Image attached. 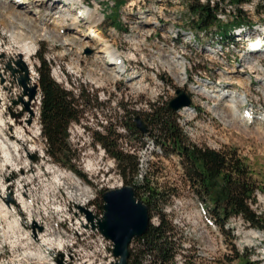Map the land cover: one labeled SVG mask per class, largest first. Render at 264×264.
I'll return each mask as SVG.
<instances>
[{
    "label": "rangeland",
    "instance_id": "rangeland-1",
    "mask_svg": "<svg viewBox=\"0 0 264 264\" xmlns=\"http://www.w3.org/2000/svg\"><path fill=\"white\" fill-rule=\"evenodd\" d=\"M84 1L89 4L93 2L94 4L101 5V8L105 9V12H103L105 13V19L107 17V21L104 19L105 21L101 23L102 25L100 24L99 29L105 38L106 44L111 43L112 46H117L119 50L127 43H129V49L132 48V45L137 48L139 46L138 43L141 41L140 33L145 32L147 36L151 35L146 39V42L149 43L148 45L150 47H153L152 49L157 48L162 54L163 51L159 46L160 42H162L166 45L163 50H171L183 59V64L186 65L187 69L185 79H188V81L184 85H180L174 74L165 70L166 66L162 62V57L160 59L156 56V64L161 68L158 79L162 81L163 92L168 102L177 96L176 90L181 89L185 94L189 95L191 104L195 109V115L192 114L187 119L188 128L183 133L185 138L191 144L201 148L206 147L214 151H230L236 153L237 157L243 160L244 165L248 168L249 174H251L252 180L258 185V195L254 193L255 201L251 203L250 209L264 218V122L258 119L252 123L239 120L240 114L234 116L232 120L227 110H225L226 115L229 116L226 118L227 121L221 120L216 115L217 108L214 106L215 100L213 101V99L208 98L204 93H198L192 88L194 86L200 89L204 87L213 90L216 89V86H224L228 91L235 90L238 93L249 90L251 92L250 96L247 97V102L241 105L242 108L241 106L239 107V112H242L245 107L253 108L255 114L261 118L264 112V92L263 88L258 84L257 79L264 72V54L258 59L260 61L258 69H261L259 72H256L257 69L250 71L245 68V62L242 60V56L252 42L264 50V34L262 31L264 29V0H243L244 2L239 9L245 16L247 23L243 27L236 28L233 31L234 36L230 39L221 38L219 31L216 29L196 33L190 28L189 22L192 17L188 11L189 5L193 1L204 3L205 0H121L122 4L119 8L118 6L115 7V3L119 0ZM209 1L212 4L217 2L221 8L227 10V14L218 13V17L221 18L222 23H227L232 19L231 15H234L235 7L229 5L228 0ZM61 2L58 4L57 2H53V0H46L43 3H36L35 0H0V20L3 18L4 22L0 23V51L18 53L19 49H21L22 41L16 42L8 35L11 27L8 21L13 20L8 15L11 10H15L17 6L19 8L23 7L25 8L26 14L30 16L39 7L37 14L41 16L51 6L52 10L59 15L57 21L62 23V25L58 23L59 28L57 29L60 30L63 27L64 32L63 34L58 33L57 30H54L53 24L44 26V29L55 34L56 38L54 37V39L56 41L53 42L49 38L44 37L34 41L33 50H36L34 56L36 58L33 59V66H31L33 55L28 58L27 65L30 68H36L39 65L41 55L47 63L50 72L52 68L49 64L52 63L54 72L59 71V69L62 71L63 75L57 73V77L64 75L66 77V70L65 68L63 69V65L68 61L66 62L67 70L75 71L76 68L77 75L80 73L81 76L79 77V81L74 84L69 78V76L74 77L73 73L72 75L70 73L67 74L70 86L66 87V90L70 93L72 92V96L79 93L80 89H83L86 94H92L94 97L92 99L94 101H92V105L96 104L99 107L98 110L101 107L103 113H100L98 110L94 111L93 106L90 104V107L84 108L85 110L80 117V121L78 123H72L69 126V131H71V139H69V142L77 150L76 166L79 173L82 174V176H76L78 179L65 174L63 168L53 163L52 160L46 159L45 156H39L40 151L44 155L46 154L45 146L38 142L35 143V141L32 143V141L28 140L27 136L22 138L24 142L20 141L17 144L20 146H18V149L20 148L19 157L21 158L19 162H17L15 156L11 157L15 160L13 161L15 163L9 164L5 162L2 159L3 154L0 146V212L3 213L0 216V229H5L8 226V222L12 220L13 215L16 221L17 219L22 221L21 225L18 224L21 227V231H28L31 236L29 240L30 244L27 238L20 233H15L8 240L7 238L3 240L0 237V264H33L30 258L25 257V252H32L31 249L41 251V247L36 248L39 245L37 238L41 236L37 233L42 229H34V226H36L35 218H38L39 212L42 216H46V225L49 222L53 225L55 221H61L62 209L65 207H76L75 214H83L79 210V207L82 206L77 205L74 199L78 198L76 200L78 201L83 196H86L90 198L86 208L92 210V213L95 215L99 216L102 214V208H100L103 204L102 193L108 189L122 187L123 181L120 174L116 171L114 160L108 157L103 152V148H100L98 143L93 140L96 132H98L97 129H94L93 125L96 124L97 119L101 116L107 120L106 127H109L112 123L113 126L109 128L114 133H118L124 137L125 132L122 130L123 126L120 123H124L128 119V115L126 114L128 111L135 110L136 113L138 111L136 115L140 116L144 113H150L146 112L140 105L145 100L149 101V103L151 102L149 95H137L131 91L126 92V90L118 94L113 90L112 81L114 79L109 75V72L105 69L100 70V68L93 67L89 63L78 64L81 57L79 58L75 54L78 49L77 46L81 45L86 48L89 45L91 49L95 46L94 49L99 50L102 44H92L87 39L83 40L80 38V35H82L80 33L82 27H73L74 25H72L74 23L72 19L75 18L74 12L63 13V19L60 20L61 17L58 14V10H69L65 1L62 0ZM112 2L115 5L113 7H111ZM9 5L11 6L9 7ZM144 7L151 8V15L148 14L144 17L142 15L141 17L140 12ZM140 17L141 20L139 21ZM50 19L51 22L55 20L52 17H49V21ZM117 21L119 26H121V33L117 30H109L112 27H108L109 23H116ZM137 23L138 26H136ZM19 28L21 27L19 26ZM123 28H127V33H124ZM98 31L96 29L93 31V34H96ZM130 32H132L131 37L133 38H131L132 45L125 40ZM155 35L158 38H153ZM84 36L89 38L86 33H84ZM210 51L215 52L212 54ZM97 55L96 53V61L99 60ZM55 61L58 63H55ZM34 70L38 73L37 69ZM247 76L250 77L248 78L249 86L241 87L239 84L230 82V80H235L239 77L247 80ZM87 78L91 79L93 83L86 82L85 80ZM225 78H228L229 82ZM121 83L124 86L127 85L123 82ZM14 84V93H16L21 88L19 79ZM61 87L65 89V86ZM99 92H103L106 98L99 100L97 97ZM0 96L2 97L3 101L1 102L3 103L4 99L7 98L4 90L0 91ZM37 96L39 98V89ZM82 102L80 101V103ZM156 105H161V100ZM97 112L100 113V116ZM37 126H41L40 119H37ZM83 128L86 130H83ZM0 129L8 133L6 128H1V125ZM102 132L105 134L107 130H103ZM26 135L28 134L26 133ZM39 139L44 144L43 139L41 137ZM141 139L136 134H130V136L128 135L126 137L125 141H119L120 149L124 153L135 156V151L141 146ZM145 139L146 137H144L146 144ZM32 145L36 146V149L38 148L36 152H27L26 150L32 147ZM23 155L26 157H22ZM33 156L36 157L35 160H32ZM89 163L93 167L90 168L88 166ZM24 164L25 166L27 164L31 165L29 169L31 167L34 170L32 174L26 173L25 178L26 176L31 178L37 177V175L39 176L34 180L32 186L28 188L33 203H36L35 212L33 211L32 213L30 211L31 208L27 212L24 206H20L13 191L15 189L13 185H16L17 182L16 179H19L17 185L19 182L23 183L22 178H24L25 170L22 168L25 167ZM18 168H20L21 172L17 170ZM37 168L40 170L39 174L35 173L38 170ZM13 170H17V172L15 171L16 177L12 175ZM137 170L141 172L142 178L147 175L149 181L152 183L151 186L154 188L157 187L158 189L162 188L169 192V199L163 205V212L172 220L183 250L185 252L187 251L190 257L194 256L198 264H245V262H250V264H263V231L256 227L248 226L239 217L231 219L226 224L225 230L228 232L224 233L221 231L220 233L218 230L209 227L206 220L199 214L197 209L198 201L194 198L193 192L186 181L179 157L173 155L150 159L149 164L137 165ZM137 170L136 172L139 175L140 172ZM132 182L140 184L141 181L138 177L136 179L134 176ZM77 183L82 187L86 185L89 188L88 192L81 194V190L79 191L74 186ZM3 185L5 187L10 186V188L3 190ZM58 206L62 209H55L59 208ZM56 210L58 212H55ZM150 219L153 224H156L158 221L156 215H152ZM67 227L69 228H66V235L77 237L74 225ZM251 231L257 232L258 237H249ZM91 234L92 238L96 240L103 239L101 237L102 234L98 233L97 230H91ZM61 236L64 243L63 248L59 249L55 246L49 249L46 247L42 248L45 254L49 255L52 264H58L57 260L62 261L63 259H66V263L68 264H88L90 262L91 254L87 241H77L74 244L68 241L65 235H56L54 233L55 238H61ZM9 240L13 241L12 245L11 243L7 244ZM109 249H111L109 245L99 247V259L101 261H108L109 254L111 253ZM237 255H240V259L242 260H239Z\"/></svg>",
    "mask_w": 264,
    "mask_h": 264
},
{
    "label": "trees",
    "instance_id": "trees-1",
    "mask_svg": "<svg viewBox=\"0 0 264 264\" xmlns=\"http://www.w3.org/2000/svg\"><path fill=\"white\" fill-rule=\"evenodd\" d=\"M228 1L229 5L235 7V13L227 23H222L221 18L218 17V13L227 14V10L221 8L219 3L214 2L212 5L209 0L207 4L193 1L188 10L192 17L189 22L190 28L196 33L216 29L221 38H232L233 31L243 27L247 20L239 9L244 1ZM121 4V0L115 3L118 8ZM38 68L41 98L39 114L42 135L46 140V153L50 159L82 176L73 162L77 150L72 148L67 138L68 126L72 122H79L84 113L80 101L85 99H75L55 83L41 55ZM152 110V113L143 115L150 133L162 144L167 153L178 155L191 191L206 205L209 215L219 230L228 232L225 230L226 224L231 219L239 217L248 226L256 227L264 233V218L250 209V202L255 201L254 192L258 189V185L252 180L243 160L230 151H214L191 144L176 125L175 112L168 110L166 104L156 105ZM111 126L113 125L109 127ZM129 126L131 133L138 137L142 136L132 121ZM120 139L121 136L110 128H107L106 134L95 135V141L101 144L108 157L113 158L123 185H131L135 188L136 197L147 205L149 217L152 215L158 217L157 223H151L142 237L132 240L128 263L174 264L173 257L181 247V242L176 235L172 220L163 212V205L168 202L169 192L151 186L152 183L147 175L140 184L132 182L136 175L137 158L120 149ZM237 258L242 260L240 255H237Z\"/></svg>",
    "mask_w": 264,
    "mask_h": 264
},
{
    "label": "bare ground",
    "instance_id": "bare-ground-1",
    "mask_svg": "<svg viewBox=\"0 0 264 264\" xmlns=\"http://www.w3.org/2000/svg\"><path fill=\"white\" fill-rule=\"evenodd\" d=\"M37 1L41 2L42 0H37ZM61 1L62 0H53V2H57L58 4L62 3ZM64 1H65V4L69 7V10L60 9L58 11V14H60V17H61L60 20L63 19V17H62L63 13L65 14L66 12H70V13L74 12L75 18L72 19L74 22L73 24L76 25L75 27H78V26L82 27L81 32H80L82 35H80V38H82L83 40L87 39L88 41L92 42V44L93 43L94 44L95 43L102 44L101 47L99 48V50H95L96 53L98 54L97 56L99 57V60L97 61V63H100V65L104 66V69L107 72H109V75L112 76V78L115 81H121L124 84H127L129 87L138 86L141 83V80L144 79V72H146L145 62L140 61L137 64H134V63H131V61H128V59H122V50L121 49L119 50L117 46H112L111 43L106 44L105 38L100 31H98L96 34H93V31H95L98 28V26L105 21L104 20L105 19V13H104L105 9L101 8L102 7L101 5L94 4L93 2H91V4H89L88 2H85L84 0H64ZM35 2H36V0H35ZM209 2H211V1H209ZM37 3H39V2H37ZM83 3H87V6H83ZM211 4H212V2H211ZM111 5H112L111 7L115 6L114 2H112ZM212 5H214V4H212ZM10 6L11 5H9V7ZM24 9L25 8H23V7L19 8L17 6V8L15 10H11V8H10L11 11L9 10L10 12L8 13V15L13 18L12 21H8V23L11 24V27L9 25V27H10L9 31L10 32H8L9 33L8 35L10 38L15 40L16 42L22 41L21 49H19L18 53H10V52L7 53V52H3V51L1 52L0 51V91L4 90L5 95L8 99L17 100L19 102L18 105L16 106L17 111H19L21 109V104L24 101H29V105L31 106V109H32V107L38 105L39 98L37 95H34V98L32 100L28 99L27 96L23 93L22 88H19V90L16 93H14V91H15L14 90V86H15L14 83L16 80V76L12 72L14 62L17 60L18 56L21 55L25 65L27 66V68H29V70L31 72L33 79H38V76H39L38 73L34 70V68H32V67L30 68L27 65V60H28V58H30L33 55V42L34 41H36L38 39H42L43 37L47 38V39L49 38L53 42L56 41L54 39L55 34L52 32L50 33V31L47 29H44V26H46L45 23L51 22V19L49 21V17H52V19H57V17H58L57 13L56 14L49 13L47 15L40 16L39 14H37L39 11H37L34 15L29 16V14H26ZM6 12H8V11H6ZM151 12H152L151 8L144 7L143 9H141V12H140L141 17H142V15H143V17L145 15H148V14L151 15ZM141 17H140L139 21L141 20ZM65 19H67V18H65ZM139 21H138V23H139ZM0 23H4L3 18L0 20ZM138 23L136 26H138ZM16 26H18V28H16ZM19 26L21 28H19ZM88 26H89V28H88ZM55 27L59 28V24L56 23ZM60 28H61V26H60ZM72 29H75V28H72ZM111 29L116 31L115 27L109 28V30H111ZM262 31L264 34V29H262ZM84 33H86L87 36H89V38H86V36H84ZM124 33H127V31H125ZM128 35L129 36L126 37L125 40L130 42V44H131V41L133 39L131 37L132 32H130ZM150 36L151 35L145 37V39H144V46L146 49H148L149 54H155L160 59L162 57V62L166 66L165 70L172 72L174 74L175 78L178 79L180 85H184L188 80L185 79L187 69H186V65L183 64V59L181 57L177 56L176 53L171 51V50L170 51H168L167 49L163 50L166 47V45H165V43H162V42H160V45H159L160 49H162V51H163L162 54H161V51L159 49H157V48L152 49L153 47H150L148 45L149 43L146 42V39H148ZM136 37H137V35H136ZM142 44H143V36H141V41L138 43L139 46L136 48L135 46H133L131 44L132 45L131 49H139L140 45H142ZM77 47H78L77 52L79 50L85 49V46L79 45ZM94 47L95 46H93L92 49H94ZM110 47H112L113 49H111ZM214 52L215 51H210V53H212V54ZM262 54H264V53H263V50L260 48V46H258L257 44H254V42L249 44L248 50L242 56V60L245 62V64H244L245 68L249 69L250 71H254L257 69L256 72H259L261 69H258L259 68V62H260L258 59L261 58ZM57 73L63 75L62 71L60 69H59V71H57ZM57 78L64 79L66 77L64 75V76L57 77ZM248 78H250V77L247 76V80L239 77L238 79L230 80V82H233L235 84H239L241 87H245V86L250 85ZM225 80H227V82H229L228 78H225ZM257 82L263 88V92H264V72L262 73L261 77L257 79ZM27 84L29 86L34 85V82H33L31 77L29 78V81L27 82ZM192 88H193V90H195L194 86ZM198 93H204L208 98L213 99V101L215 100L214 106L217 108L216 109V115H218L221 120L227 121L226 120L227 117L230 116V118L233 120V117L238 115L239 110H240L239 107L241 105H244L247 102V97L250 96L251 92L249 90H247V91H242V92L238 93L235 90L228 91L224 86L223 87L216 86V89H213V90H209L207 88L202 87L201 89L198 90ZM263 95H264V93H263ZM1 101H3V100H2V97L0 96V102ZM241 108H242V106H241ZM36 110H37V108H35V111ZM225 110H227L229 112V116L226 115ZM194 112H195V109L193 108V106H189L187 108H182V116H186V118H185L186 126H187V121H188L187 119H189L188 117H190L192 114H194ZM242 115H243V113H241V116ZM27 117H28V114L26 115V118ZM26 118L22 120L20 125L18 123H16L17 122L16 119H12L10 117H9V120L7 121V124H6L5 119L3 121L0 120L1 128H6V125H8L9 130L10 129L13 130L11 132L12 134L10 137V135H9L10 132L6 133L4 130L0 129V138H2V140H3V142H1V140H0V146H1L2 154H3L2 157L5 160V162H7L9 164L15 163V162H13L15 160H13L11 158L12 156L16 157L17 162H19L21 159L19 157V155H20L19 149L20 148L18 149L17 145L14 144V140H16L17 137L27 136L25 133V129H24V127L26 125L25 124ZM239 120H242L241 117L239 118ZM145 140H146V144H145L146 147H153L152 137H146ZM11 147H13V148H11ZM28 152L34 153L35 149L33 147H31L28 150ZM25 163H26V160H25ZM24 166H25V164H24ZM88 166L90 168L93 167L91 165V163H89ZM16 167H18V166H16ZM25 167L27 168V165ZM137 171L140 172L139 170H137ZM12 175H13V177L17 176L16 172L14 170L12 171ZM138 176H140L142 178L141 172ZM56 178H55V180L57 181ZM74 186H76L79 189V191L81 190V194L86 193L89 190V188H87L85 185H83V187L80 186L79 183L75 184ZM23 187L24 186L22 185V182H19L15 191L17 192L18 203L21 206H24V208L28 212L31 206L28 205L27 202H25V200H24V195H23V191H22ZM8 188H10V186L5 187V185H3V190H7ZM58 189H60V188H58ZM86 195H88V194H86ZM77 199H74L75 203L79 206H82V207L83 206L86 207L88 201L90 200V198H87L86 196H83L82 199L76 201ZM55 212H58V211L56 210ZM1 214H3V213L0 212V216H1ZM87 226H90V224L88 223ZM67 228H69V227H67ZM15 233L23 234V236H25L27 238L28 243L30 244L29 240L31 239V236L29 235V232L28 231L22 232L21 227L18 225V221H16V219L12 215V220H9L8 226L5 229H0V237L3 240H6V238L8 240L11 236H14ZM101 237L103 239H106L103 235H101ZM249 237L256 238V237H258V233L255 231H251L249 233ZM38 241H39V245L37 246L36 249H38V247H41V251H36L35 249L34 250L31 249L32 252H29V251L25 252V257L30 258L33 261V264H44V263L52 264L51 263L52 260L49 259V255L45 254V251H43L42 248L46 247L49 249V248H52L54 246L57 248H62L64 246L62 236H61V238L60 237L55 238L52 235L49 236V235L45 234V236L39 237ZM8 243H11V245H12L13 241L9 240L7 242V244ZM50 245H52V246H50ZM106 250H108V249H106ZM109 250L111 251V249H109ZM18 257H20V256H18ZM104 259H105V257H104ZM145 264H149V263H145ZM263 264H264V262H263Z\"/></svg>",
    "mask_w": 264,
    "mask_h": 264
},
{
    "label": "built area",
    "instance_id": "built-area-1",
    "mask_svg": "<svg viewBox=\"0 0 264 264\" xmlns=\"http://www.w3.org/2000/svg\"><path fill=\"white\" fill-rule=\"evenodd\" d=\"M207 3H208L207 0H205L204 3H202V4H207ZM83 6H87V3H83ZM127 28H124V32L127 31ZM140 36H143V44L140 45L139 49H129V43H127L121 48V50H122V59H128V61H131V63H136V62H140V61L145 62L146 72H144V79L141 80V83L136 87H129L128 85L124 86L121 82H117L114 80V81H112L113 82V90L118 94L122 93L123 91L126 90V92L131 91V92L136 93L137 95H141V94L149 95L151 102L149 103V101L145 100L140 105L142 106V108L144 110H146V112H151L152 106H155L156 103L158 104L160 100H161V104H165L168 102V99L164 95L162 81H160L158 79V74H159V71L161 68L158 67V64H156V55L155 54H149L148 49H146L144 46V39H145V37H147V34L145 32H141ZM153 38H158V37L155 35ZM162 41H164V40H162ZM110 48L113 49L112 47H110ZM86 49H89V51H91V53L87 54L85 52ZM34 52H35V50H34ZM75 54L79 58L81 57L79 59L78 64L89 63L93 67H97V68H100V70H104V66L100 65V63H97L96 51H95V49H91V46L87 45V47L84 50H79L78 52H75ZM66 62H68V61H66ZM66 62L63 65V69L65 68V70H66V78H64V79L57 78V72H54V68H53L52 63L49 64L50 67L52 68V70L50 72L51 77L54 78V81L56 83H58L59 85L65 86V89H66V87L70 86V82L68 80L67 74L70 73V75H72V73H73L74 77L69 76V78H70V81L73 82L74 84H75V82L79 81V77L81 76L80 73L77 75L76 68H75V71H68L67 67H66ZM55 63H58V62L55 61ZM31 66H33V63ZM34 69H37V68H34ZM85 81L93 83L91 81V79H89V78H87ZM71 94H72V92H71ZM89 95H92V94H86L83 89L82 90L80 89L79 93H77L75 96L73 95V97H75L78 100H80L82 98L94 99L93 95L92 96H89ZM97 97L99 98V100H103L106 98V96H104L103 92H99ZM98 108L99 107H97V105L95 104L93 107V110L94 111L98 110ZM98 111L100 113L101 112L103 113L101 107ZM134 111L135 110H132L130 112H134ZM100 113L97 112V114L99 116H100ZM137 113H138V111H137ZM0 115H1V110H0ZM185 118H186V116H182V109L177 112L176 123H177V125H179V127L183 130L184 133L187 131V128H188V125L186 126V124H185ZM37 119H39V115H37L35 117V119L31 123V125L29 126L30 133L27 136L29 137L28 140L32 141V143H33L34 139H37L39 141V143L41 144V141L39 139L40 137L42 138L41 129H40L41 126H37ZM8 120L9 119H5L6 124H7ZM105 125H107V120L100 116V118L97 119V122L95 125H93V127L95 130L97 129L99 132H102L106 128ZM6 130H7V128H6ZM83 130H86V129L83 128ZM122 130L125 131L124 129H122ZM11 132H10V137L12 134ZM70 134H71V131H69V139H71ZM144 137H152L153 147H146L145 146ZM144 137L142 138V143H141L140 148H138V150L135 151V156H137V165L149 164L150 159L162 157V154H163V148H162L161 144L158 142V140L156 141L153 136L148 135V134L144 135ZM22 138L23 137H17L16 140H14V144L15 143L18 144V143H20V141H23ZM0 140H1V142H3L2 138H0ZM43 141H44V139H43ZM43 145H45V144H43ZM32 147L35 149V152H36V150L38 148L36 149L35 148L36 146L34 147V145H32ZM11 148H13V147H11ZM28 150H27V152H28ZM103 152H104V150H103ZM41 153H42V151H40L39 156L44 157L45 155L43 153L42 154ZM22 157H26V156L23 155ZM46 159H48V158L46 157ZM29 166H31V165L27 164V168H22L23 170H25L24 178H22L23 179L22 184H24L22 191H23L25 202H27V204H29L31 206L30 211L32 213L34 211V209L36 208V205H35L36 203L35 204L33 203L28 188L32 186L34 180L37 179V177H39V176L37 175V177H34V178L26 176V178H25L26 173L32 174V172L34 171V170H32L31 167L29 169ZM37 169L38 170L35 173L39 174L40 170H39V168H37ZM17 170L20 171V168H18ZM17 170H15V171L17 172ZM137 177L140 181H142L144 178V177L141 178L140 176H138V173L136 172L135 178L137 179ZM16 180H17V182L19 181V179H16ZM17 182H16V185H17ZM25 183H26V185H25ZM16 185H13V187L15 188L13 191H14V195L16 196V199H17V192L15 191ZM26 189L28 190V192ZM255 194L258 195L257 191H255ZM55 209H62V208L59 207V208H55ZM89 211L92 212V210H89ZM38 214H39L38 218H35L36 226L37 227L39 226L42 229L40 232L37 233L38 235L45 236V234H47L49 236L52 235L53 237H54V233H56V235H65L67 237L68 241H70L74 244H76L77 241H83L84 242V240H85L88 243V249H89L90 254H91V260L88 264H112L115 262L116 258L113 257L112 243L107 239L96 240V239L92 238L91 230H95V229H92L91 226H87V220L85 219L84 213L83 214H75V208H70L69 206L65 207L64 209H62V218H60L61 221L60 222L55 221V224H53V225L50 224L51 222H49V224L46 225V221H45L46 216L45 215L42 216V214H40V212ZM17 221H18L19 225L22 224L21 220L17 219ZM69 225H74V227L76 228L77 237H70V236L66 235V228ZM41 236H39V237H41ZM102 245H109L111 248V253L109 254L108 261H101L99 259V247ZM59 249H61V248H59ZM57 262H58V264H68V263H66L67 262L66 259H63L62 261L57 260ZM173 262H174V264H198L195 261V257L194 256L190 257L187 254V251L185 252L183 250V248H180L175 253V255L173 257ZM143 263H144V261H143Z\"/></svg>",
    "mask_w": 264,
    "mask_h": 264
},
{
    "label": "water",
    "instance_id": "water-1",
    "mask_svg": "<svg viewBox=\"0 0 264 264\" xmlns=\"http://www.w3.org/2000/svg\"><path fill=\"white\" fill-rule=\"evenodd\" d=\"M86 52L90 53L91 51L86 50ZM12 72L16 76V80L19 79L23 93L28 99L32 100L34 95L38 93L39 83L34 80L33 86L27 84L31 74L21 55L14 62ZM176 94L177 96L168 103V110L178 111L191 104L189 95L185 94L183 90L177 89ZM18 103L17 100L5 98L4 102L0 103V110L7 117L16 119V123L19 125L28 114L25 120L27 126L24 129L29 134V126L36 117L35 108L38 110L40 105L38 103L37 106L32 107V110L29 101H24L21 104V109L17 111L16 106ZM134 123L141 133L148 132V126L141 116H136ZM34 141L35 143L38 142L37 139H34ZM32 160H35L34 156ZM102 203V214L99 217L85 207H79V210L85 214V219L90 223L92 229H96L112 242L113 255L117 258L113 264H129L130 243L133 239L142 237L150 226L147 205L136 197L135 188L131 185L104 191L102 193ZM39 229L41 228L39 227Z\"/></svg>",
    "mask_w": 264,
    "mask_h": 264
}]
</instances>
